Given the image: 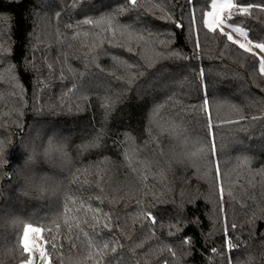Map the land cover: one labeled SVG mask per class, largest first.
I'll use <instances>...</instances> for the list:
<instances>
[{
  "label": "trees",
  "instance_id": "trees-1",
  "mask_svg": "<svg viewBox=\"0 0 264 264\" xmlns=\"http://www.w3.org/2000/svg\"><path fill=\"white\" fill-rule=\"evenodd\" d=\"M212 2L0 0V264L26 225L50 264H264V74Z\"/></svg>",
  "mask_w": 264,
  "mask_h": 264
},
{
  "label": "snow or ice",
  "instance_id": "snow-or-ice-1",
  "mask_svg": "<svg viewBox=\"0 0 264 264\" xmlns=\"http://www.w3.org/2000/svg\"><path fill=\"white\" fill-rule=\"evenodd\" d=\"M129 2L133 6L137 5V0H129ZM212 7L216 8V4H215L214 0H213ZM234 7H236V6L231 2V0H226V2L220 6L221 10H223V9H229L230 10V9H232ZM241 11L246 14L248 9L244 8V9H241ZM209 15L214 17L213 21L208 24V27H209V29L211 31L216 32L219 29L221 31V34L224 35L228 41H230V42H232L234 44H237L238 47L240 49H243L245 52H251V50H252L251 47L247 46L245 43H240L239 41L233 40V37H232L231 34L223 32V20L219 16L218 13L210 12ZM229 15H231V13H229ZM85 23H91V21L85 20ZM213 25H215V26H213ZM178 26H180V25H178ZM245 35H246V33H245ZM248 44L251 45L252 41L249 40ZM254 47L260 49L261 51H264V43H256L254 45ZM253 54L255 55V53H253ZM259 71L262 74H264V57L260 58V60H259ZM205 109L207 111V101L205 102ZM253 119H255V117ZM227 123H233V122L232 121H228ZM208 127H209V130H210L209 134H210V136H212L213 134L211 133V129L213 127H215V126L211 123L210 114H209ZM198 151H199V154L202 157L206 155V150L204 148H199ZM211 151L213 153H215V151H216V144H215L214 136L212 138ZM216 172H217V175L219 176L220 175L219 166H217ZM220 193H221V199H223V188L222 187L220 188ZM65 223H67V220L65 221ZM105 227H107V225H105ZM57 228H59V225H57ZM30 232L40 233V232H42V230L40 228H38V227H33L32 225H28V226H26L24 228L23 236L21 238V245H22V248H23L24 252H26V253H31V248H30V245H29V242H28V236H29ZM45 243H47V242H45ZM53 247H55V245H53ZM107 247H108V245H107V243H105L103 245V248H107ZM228 250L230 251L231 249L229 248ZM113 251H115V248H113ZM213 251H215V249H213ZM40 257H41L42 260L46 257V252L43 249L40 250ZM48 259H49V264H50V258H48ZM25 264H32V261L28 260V261L25 262Z\"/></svg>",
  "mask_w": 264,
  "mask_h": 264
},
{
  "label": "rangeland",
  "instance_id": "rangeland-1",
  "mask_svg": "<svg viewBox=\"0 0 264 264\" xmlns=\"http://www.w3.org/2000/svg\"><path fill=\"white\" fill-rule=\"evenodd\" d=\"M215 4H216V8H211L210 11L207 13L206 15V24L208 26L209 23H211L214 19L213 16H210L209 13H218L219 16L222 18L223 20V32L225 33H229L232 35L233 40L235 41H239L240 43H245L247 46L251 47V53H255V55H257V57L262 58L264 57V51H261L258 48H255L254 45L257 42L252 41L249 36H248V32L247 30L241 26V25H235V24H231L229 22H227L225 20V17L229 15V13H233L236 10H241L244 9L243 7H238L236 6L232 1V3L236 6L232 9H223L221 10L220 6L222 4H224L226 2V0H214ZM213 4V2H212ZM215 26V25H213ZM246 33V35H245ZM251 40L252 44L249 45L248 41ZM28 226V225H26ZM25 226V227H26ZM33 226V225H32ZM36 227V226H33ZM28 242L31 248V253H29V259L32 261V264H49V256L46 252V248H45V242L44 239L42 237V232L37 233V232H30L29 236H28ZM43 249L46 252V257L42 260L40 257V250ZM27 260V261H28ZM26 262V261H25ZM25 262H23L22 264H25Z\"/></svg>",
  "mask_w": 264,
  "mask_h": 264
}]
</instances>
